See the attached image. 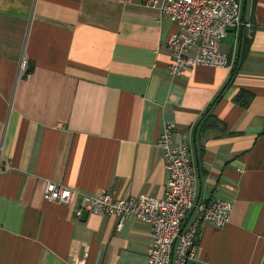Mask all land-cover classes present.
I'll list each match as a JSON object with an SVG mask.
<instances>
[{
  "label": "crops",
  "instance_id": "0c3cea01",
  "mask_svg": "<svg viewBox=\"0 0 264 264\" xmlns=\"http://www.w3.org/2000/svg\"><path fill=\"white\" fill-rule=\"evenodd\" d=\"M142 2L0 0V264H143L146 223L75 218L79 196L66 208L42 190L161 199L163 122L187 145L197 198L232 203L226 226L201 225L186 264H264V0H240L244 57L227 28V67L173 78L176 28ZM21 58L31 71L17 78Z\"/></svg>",
  "mask_w": 264,
  "mask_h": 264
},
{
  "label": "built area",
  "instance_id": "2783aa9c",
  "mask_svg": "<svg viewBox=\"0 0 264 264\" xmlns=\"http://www.w3.org/2000/svg\"><path fill=\"white\" fill-rule=\"evenodd\" d=\"M142 3L157 8L160 15L176 28L165 42L170 51L166 67L170 78L195 66L227 67L228 55L219 50V41L226 36L227 28H250L242 21L240 0H143ZM26 68V61L21 58L17 78L25 73ZM174 130L172 122H163L155 142L166 172L161 199L149 195L117 198L109 191L79 193L50 181L44 184L42 199L69 208L79 196L75 218H79L83 211L113 216L116 231L121 229L125 217L132 216L150 228L151 244L143 264H186L195 257L201 225L226 226L232 203L197 198L196 175L187 145L183 137L173 143ZM75 264H84V259L76 260Z\"/></svg>",
  "mask_w": 264,
  "mask_h": 264
},
{
  "label": "trees",
  "instance_id": "16d2710c",
  "mask_svg": "<svg viewBox=\"0 0 264 264\" xmlns=\"http://www.w3.org/2000/svg\"><path fill=\"white\" fill-rule=\"evenodd\" d=\"M249 33H247L244 28L242 29V31L238 34V44H240V47H239V57L242 58L245 56L246 54V48L247 46L249 45V39H248V36ZM238 52V51H237ZM234 69V68H233ZM231 70V74L230 76L232 77L235 73V70ZM31 71V67L29 68H26V71H25V74H28L29 72ZM241 97H245V101H241L240 98ZM248 98H249V95L244 93V91H240L234 98V101L239 103L242 107L246 105V102H248Z\"/></svg>",
  "mask_w": 264,
  "mask_h": 264
},
{
  "label": "water",
  "instance_id": "95a60500",
  "mask_svg": "<svg viewBox=\"0 0 264 264\" xmlns=\"http://www.w3.org/2000/svg\"><path fill=\"white\" fill-rule=\"evenodd\" d=\"M242 31V28H239V32H241Z\"/></svg>",
  "mask_w": 264,
  "mask_h": 264
},
{
  "label": "rangeland",
  "instance_id": "374dc122",
  "mask_svg": "<svg viewBox=\"0 0 264 264\" xmlns=\"http://www.w3.org/2000/svg\"><path fill=\"white\" fill-rule=\"evenodd\" d=\"M228 40H229V39H228ZM228 40H227V41H228Z\"/></svg>",
  "mask_w": 264,
  "mask_h": 264
}]
</instances>
